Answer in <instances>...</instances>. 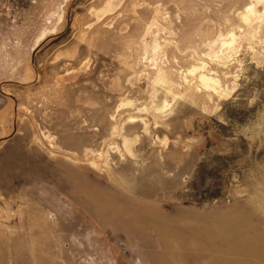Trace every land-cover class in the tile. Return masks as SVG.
Returning a JSON list of instances; mask_svg holds the SVG:
<instances>
[{"label":"rangeland","instance_id":"rangeland-1","mask_svg":"<svg viewBox=\"0 0 264 264\" xmlns=\"http://www.w3.org/2000/svg\"><path fill=\"white\" fill-rule=\"evenodd\" d=\"M230 217L264 244V0H0V264H234Z\"/></svg>","mask_w":264,"mask_h":264},{"label":"bare ground","instance_id":"bare-ground-1","mask_svg":"<svg viewBox=\"0 0 264 264\" xmlns=\"http://www.w3.org/2000/svg\"><path fill=\"white\" fill-rule=\"evenodd\" d=\"M257 1H261V0H257ZM252 6H253V4H250L248 6V8L252 7ZM257 11H259V10H257ZM245 15H246V13L243 14V16H245ZM226 38H227V36H226ZM232 40L233 39H230V40L222 39V44L228 45V44H230L232 42ZM199 67H202V66H199L198 64H195V65H193V67L191 69H189V72L193 73L195 70L197 71V69ZM200 80H201V82L203 84H205L206 86H209L211 88H216V85L218 84V80L216 78L211 77V76H209L207 74H201L200 75ZM156 81H160V82L166 83L168 81V78L165 76L164 73H162L160 71L156 75ZM166 107H164V108H166ZM126 148L128 150H131L130 149V140L127 139V138H126ZM109 203L111 205H113V208L111 206V209H113L112 210L113 212H119L120 208H123V206H121L122 205V201H121V203H119V202H117V200H115V199L112 200L111 199V200H109ZM211 224H212L211 229L213 231V234H215V236H218L220 239H223L225 241H226V239L228 240V247L225 250H222L221 254H220L222 259L229 260L231 263H234V264H245V262H247V261L249 262L248 264H262L263 263V259H264V244L260 243V239L258 237H250V236H248L246 234V232L244 231L243 222H242V220L239 217H232L231 220H229V218H228L227 221H225L224 219H218V220L215 219L214 221H212L210 223L207 221L206 222V227L207 226L210 227ZM257 249L258 250H262L261 253H262L263 258L262 257H260V258L258 257V254H256ZM236 252H241V253L244 254V256H247V257H249L251 259H254V261H252L250 259H244L243 257H239L236 254Z\"/></svg>","mask_w":264,"mask_h":264}]
</instances>
